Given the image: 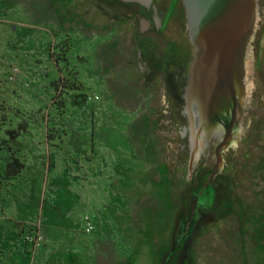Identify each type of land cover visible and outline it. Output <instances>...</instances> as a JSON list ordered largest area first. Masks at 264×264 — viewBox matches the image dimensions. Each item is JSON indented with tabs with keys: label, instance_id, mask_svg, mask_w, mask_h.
<instances>
[{
	"label": "rangeland",
	"instance_id": "1",
	"mask_svg": "<svg viewBox=\"0 0 264 264\" xmlns=\"http://www.w3.org/2000/svg\"><path fill=\"white\" fill-rule=\"evenodd\" d=\"M157 2L147 18L167 30L138 35L154 49L144 58L151 64L189 28L185 0ZM257 3L246 56L252 84L211 147L187 131L173 80L142 71L140 46L105 27L106 0H0V121H13L1 122L0 134L23 150L14 204L5 199L0 210L3 254L16 260L13 243L32 250L27 237L38 232L41 248L59 241L82 264H264V0ZM128 8L135 14L137 5ZM128 13L120 29H131L130 19L139 27ZM61 39L73 42L60 54L76 61L65 59L70 78L52 59ZM67 78L82 90L62 87ZM234 81L242 90V77ZM222 129L229 137L219 146Z\"/></svg>",
	"mask_w": 264,
	"mask_h": 264
},
{
	"label": "flooded vegetation",
	"instance_id": "2",
	"mask_svg": "<svg viewBox=\"0 0 264 264\" xmlns=\"http://www.w3.org/2000/svg\"><path fill=\"white\" fill-rule=\"evenodd\" d=\"M255 1L258 7L257 0ZM115 2L119 5H117ZM106 4L111 8H104L103 11V14L109 18V23L105 24V27L108 26L112 31H114L115 36H119V33L126 35L129 33L130 37L128 38L127 43L129 45L133 44L134 46H140V58L143 59L141 66L142 71L148 70L149 73H152L154 70L155 72L163 73V75L165 76L162 77L163 79L166 80V78H170L171 80H173V85L177 87L179 97L181 98L179 100L178 108L182 110V112L185 113L184 115L188 117V124H192V128H188L187 131L190 132L191 135L193 134L195 145L199 144V142H208L211 147L212 145H215V141H213V139L215 137H218L217 131L220 132L219 129H221L222 127L226 128L227 126L226 124H223V119H221V114L223 113L224 115V112H226V109H228V107L226 108L225 104H222V96L227 97L231 103L233 101V109H228V113L231 116V125H233L234 121L236 120L239 102H243V100L245 99L243 96V89L241 90L239 86L236 87L235 85V78L233 74H231L232 72L230 71L228 62L220 55V52H218V60L214 58L213 51L215 48H217V44L208 46L205 43H202L204 45V50H199V47L197 45L201 46V44H198L197 40H194V34L190 29V21H188L189 28H186V35L188 36L185 41L179 39L177 40L176 44H171L169 41H167V45L162 48V59L160 61L154 62L153 64L148 63L147 61H150L149 58L154 56L155 52L152 51L154 49H152L151 47L149 48L147 43L145 42L146 40L138 37V35L146 34L147 32H152L154 30L156 33H163L167 30L163 28V26H167L166 23H162L160 27L156 26L154 28L153 23L147 18V16L152 15L153 10H159L160 5L158 4L157 0H154V2L150 5H143L137 2H127L121 0H106ZM128 4L137 5L135 14H133V12L128 8ZM185 9H187L186 6ZM123 12H130L124 16H127V18L133 17L135 22H138L139 27L133 22H130V19L129 21H126V23H132L131 29H120L118 25L122 20L121 14L123 15ZM186 13L188 15L187 10ZM141 15L142 17H140ZM112 40L113 42H116L114 39ZM70 44V40L61 39V41L57 45H54L52 59L56 64L58 72L61 73L62 78L72 77L70 76V72H72V70H68L71 66L68 67L67 64L76 62L75 60L73 61L68 58L66 55L65 59L69 61L67 63L66 60L60 56V54H66L69 48L70 51H72L73 48L70 46ZM218 48L220 49V47ZM144 58L147 61H145ZM199 59L200 62L203 63V66H199L203 67L204 70L206 68V71L209 74V79L207 80L208 84H206V86H203L205 82L202 81L199 76L200 69L203 68H196L199 63ZM220 65L223 66L224 71L222 69H218ZM63 73L67 74V76H64ZM166 81H169V79ZM219 85L224 86L223 92L222 88L219 87ZM216 87L221 91H216ZM171 93L172 89L169 94L171 95ZM175 95L178 98V94ZM170 104L174 106V103L171 101ZM9 107L10 106H6L4 108V112H6ZM20 108L21 107H16V114H14V116L17 123H24V120H19ZM224 108L226 109L223 110ZM195 115L197 117H195ZM5 121H8V123L10 122L9 125H12L13 123V121L7 117L5 120L0 121V123ZM199 122L200 128L198 130H194L193 127L196 126ZM0 125L2 127L4 126L3 123H1ZM217 127L219 128L217 129ZM224 130L225 129H222V133L224 134V136H221L222 138L217 139V141H219V146H222L225 140L229 137L227 131ZM204 132L205 138L203 137ZM223 138L224 140H221ZM16 140L17 144L15 145L14 136L0 134V186H3L4 184V186L6 187V190L4 192L0 191L1 211H3V207H6V204L4 203L5 199L9 200V206L12 208L14 204L13 200L15 198V193H17V187L23 178V165H20L19 162V158L23 157V150L22 146L19 144V139ZM211 150L212 149H210V151ZM219 154L220 152L218 151V155ZM9 160L11 161V163H9V165L7 166L8 162H10ZM13 219L14 218L11 219V223L14 222Z\"/></svg>",
	"mask_w": 264,
	"mask_h": 264
},
{
	"label": "water",
	"instance_id": "3",
	"mask_svg": "<svg viewBox=\"0 0 264 264\" xmlns=\"http://www.w3.org/2000/svg\"><path fill=\"white\" fill-rule=\"evenodd\" d=\"M137 1L146 5H150L153 0H125ZM190 29L196 30L197 26L203 22L208 24V28L202 26L201 40L206 45L220 43V55L228 62L230 71L234 78L236 72L239 75V60L244 57L246 44L248 43L249 24L251 17L256 8L254 0H185ZM211 27L213 29H211ZM211 32L214 34L218 42H211ZM220 32V33H219ZM238 44V55L235 56V47ZM218 60V59H217ZM218 69L224 68L222 65ZM219 71V70H218ZM224 73V72H223ZM224 91L223 85H219Z\"/></svg>",
	"mask_w": 264,
	"mask_h": 264
},
{
	"label": "crops",
	"instance_id": "4",
	"mask_svg": "<svg viewBox=\"0 0 264 264\" xmlns=\"http://www.w3.org/2000/svg\"><path fill=\"white\" fill-rule=\"evenodd\" d=\"M72 177L74 178V176ZM72 189L74 191L79 189L77 186V180L75 181V184L72 185ZM13 245L15 246V248H13V253L16 256V260L12 257L13 254L9 252L10 250H6L7 252L3 254V251L5 250L1 249L0 264H82L84 261L75 249L64 247L59 241H53L52 244L50 243L48 245L45 244L43 248L34 252L27 246L16 247V244L14 243ZM8 249L10 248L8 247Z\"/></svg>",
	"mask_w": 264,
	"mask_h": 264
},
{
	"label": "bare ground",
	"instance_id": "5",
	"mask_svg": "<svg viewBox=\"0 0 264 264\" xmlns=\"http://www.w3.org/2000/svg\"><path fill=\"white\" fill-rule=\"evenodd\" d=\"M255 1V0H254ZM258 7H257V4H256V8H255V11H254V13H253V15H252V17H251V20H250V24H249V36H250V39H249V41H248V43L246 44L247 46H246V51L244 52V57L241 59V60H239L238 61V63H240V65H239V76H241L242 77V80H243V83H242V89H243V96H245L246 94V92H248L249 91V89H250V86H251V82L248 84V81H249V73H251L250 72V62H249V60L246 58V56H250V58H252V55L253 54H251L252 53V51H251V40H252V36L254 35L253 34V31H254V29H255V27H256V24H257V21H258ZM202 26H204L205 28H208V24L207 23H201L200 24V26H197L196 27V31H194L193 30V34H194V40L196 41L197 40V42H198V44H200V43H203L202 42V40L200 39L202 36H201V32H202V34H203V31H202ZM211 29H213L212 27H211ZM256 31V30H255ZM197 32V33H196ZM220 33V32H219ZM255 33V32H254ZM254 37V36H253ZM211 42H213V43H215V42H218L216 39H215V36H214V34L211 32ZM203 45V44H202ZM219 45H220V43H218V45L216 46L217 48H215L214 49V51H213V55H214V58L215 59H218V52H219ZM198 47H199V50H201V51H203L204 49H201V46H199V45H197ZM203 47H204V45H203ZM239 45L238 44H236V47L234 48L235 49V56H237L238 55V50H239ZM239 56V55H238ZM202 61V60H201ZM197 64V63H196ZM207 64V63H206ZM199 65H201V66H203V63H201L200 61H199V63H198V65L196 66V68H203V67H200ZM207 66V65H206ZM195 72V71H194ZM219 72V71H218ZM221 73V72H220ZM241 73V74H240ZM200 78L202 79V81H204L205 82V84L203 85V86H206V84H208V79H209V74L207 73V71H206V68H205V70H204V68L203 69H200ZM221 76V75H220ZM192 78V77H191ZM193 82H194V80H193ZM197 84V83H196ZM192 86V85H191ZM217 88V87H216ZM191 89H193V88H191ZM195 90V89H194ZM217 91V90H216ZM219 91H221L220 89H219ZM223 97V101H222V104H225L226 105V108L228 107V108H232V105L230 104V101L228 100V98L227 97H225V96H222ZM235 100V99H234ZM201 104V103H200ZM200 107H201V105H200ZM226 108H224L223 110H225ZM222 110V111H223ZM229 113H228V109H226V112H224V115H223V113L221 114V119H223V123H224V121H226V120H228V115ZM223 115V116H222ZM231 117V116H230ZM218 118V117H217Z\"/></svg>",
	"mask_w": 264,
	"mask_h": 264
},
{
	"label": "built area",
	"instance_id": "6",
	"mask_svg": "<svg viewBox=\"0 0 264 264\" xmlns=\"http://www.w3.org/2000/svg\"><path fill=\"white\" fill-rule=\"evenodd\" d=\"M95 98L98 99L99 96L96 94L90 96V99H95ZM84 224H85L86 232L90 233L94 228V224H92V220L90 219L89 216L84 217ZM43 239H44V236H42L38 232L28 235L27 242L30 243L31 246L33 247L32 249L33 252L39 250L42 247Z\"/></svg>",
	"mask_w": 264,
	"mask_h": 264
},
{
	"label": "trees",
	"instance_id": "7",
	"mask_svg": "<svg viewBox=\"0 0 264 264\" xmlns=\"http://www.w3.org/2000/svg\"><path fill=\"white\" fill-rule=\"evenodd\" d=\"M72 43L73 42H71L70 46H72ZM78 84L75 82V79H73V80L66 79L65 82H64V85L62 87L73 89V90H82L83 84H79L80 86Z\"/></svg>",
	"mask_w": 264,
	"mask_h": 264
}]
</instances>
